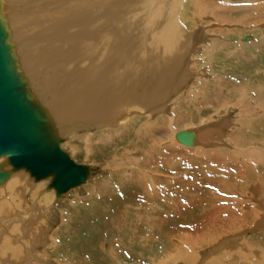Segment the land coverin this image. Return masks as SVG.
<instances>
[{
	"label": "bare ground",
	"instance_id": "6f19581e",
	"mask_svg": "<svg viewBox=\"0 0 264 264\" xmlns=\"http://www.w3.org/2000/svg\"><path fill=\"white\" fill-rule=\"evenodd\" d=\"M256 1L0 0L11 70L44 143L96 172L78 179L57 150L33 144L3 114L0 264H80L60 257L67 210L58 206L73 187L92 200L115 190L124 198L98 243L102 264H264L256 238L264 234V5ZM239 29L256 39L232 43ZM179 127L191 144H176ZM27 167L57 174L34 177ZM123 252L135 258L123 261Z\"/></svg>",
	"mask_w": 264,
	"mask_h": 264
},
{
	"label": "rangeland",
	"instance_id": "374dc122",
	"mask_svg": "<svg viewBox=\"0 0 264 264\" xmlns=\"http://www.w3.org/2000/svg\"><path fill=\"white\" fill-rule=\"evenodd\" d=\"M258 3V5H261L263 6L264 5V0H258L256 1ZM189 9H191V12H194L196 9L193 8V7H190L189 6ZM239 14V13H236V15ZM234 17V15H233ZM204 19H206L207 17L204 16L203 17ZM244 18V16H243ZM242 18V21L244 22L245 18H249L248 16L245 15V18L243 19ZM189 24V23H188ZM208 22L205 23V25H207ZM235 24V23H234ZM236 28V27H235ZM241 30H245L243 28H241ZM241 30L239 29L238 31L235 32L234 35H231L229 37L230 40H232V43L233 41H238L240 40V38H243V37H246L245 40H248L247 37H249L252 41H254L255 38V35L253 33H250V32H247L245 34H243L241 37H240V33H241ZM245 32V31H244ZM259 33L257 32L256 33V36L258 35ZM264 34V33H263ZM180 111V110H179ZM184 113H186L184 111ZM209 114L211 113H206L207 116H209ZM204 115V114H203ZM178 117V116H177ZM193 121H189L188 125L189 127L191 126H195L197 121H195L196 123H191ZM215 122V121H214ZM213 123V121H212ZM162 124V123H160ZM187 126V127H188ZM166 127V128H165ZM168 127V128H167ZM188 127V128H189ZM182 127H179L177 128V131H179V129H181ZM215 128H218V127H212L211 130L213 131H216ZM162 129H170L169 126L167 125H163L162 126ZM154 130L157 132V128L154 127ZM184 130V129H183ZM185 130H188L187 128ZM182 131V129L180 130ZM179 131V132H180ZM188 131H193L192 133L195 134V136L197 137V131L196 129H192V130H188ZM161 138V136H160ZM64 140H59L58 142H63ZM127 141V140H125ZM167 141H169V139L167 138ZM175 141H176V144L178 146H180L181 142H179L177 140V138L175 137ZM213 141V140H211ZM215 142H216V139H215ZM181 143V144H180ZM180 144V145H179ZM145 147V151L147 152V150L151 149L152 146L149 144V142L147 144H143L141 143L139 146H137V149L135 150L136 152L139 151L138 149L142 148V147ZM59 146V145H58ZM114 146V145H113ZM182 146H185V145H182ZM186 147V146H185ZM189 147V146H188ZM194 147V146H193ZM60 149L62 150V148L60 147ZM181 149V148H180ZM63 151V150H62ZM65 152V151H64ZM66 153V152H65ZM67 156H69L67 154ZM69 158L75 162V163H81V159H83V157H77L76 159L72 158L69 156ZM74 159V160H73ZM164 159V160H163ZM163 161V162H162ZM155 163V162H154ZM187 164H192L191 162L189 163V161H186ZM185 164V165H187ZM156 165L158 167H160V171L162 172L167 170V167H166V157H162L161 158V161H160V165H158V163L156 162ZM17 167H21V166H17ZM28 168V167H27ZM85 168H87L86 171L83 172V174L85 173H89V176L88 179L91 180V178H89L90 176H94V173L96 174V172L92 171L93 167H88L86 166ZM95 169L98 168L97 167H94ZM29 170H31L30 168H28ZM165 169V170H164ZM32 171V170H31ZM30 171V172H31ZM164 173V172H163ZM167 173V172H166ZM165 173V174H166ZM50 174H57V172H48L46 174H43L41 176H38V174L34 173L32 171V175H35L37 177H40V178H44ZM164 174V175H165ZM55 183V179H54V182L52 183V189L54 190H57L56 186L54 185ZM90 184V183H89ZM93 184V181L91 182V185ZM78 185V184H76ZM75 185V186H76ZM54 190V191H55ZM129 190V189H128ZM53 191V193H54ZM130 191V190H129ZM128 191V192H129ZM115 194L114 192H110L109 196L106 195V197H103L102 199H88V197L86 196V194L83 192V193H78L75 188L73 187L72 189L68 190V194H64L62 193V198L64 199L65 198V201L66 203L62 206H58L59 208L58 209H61V210H67V215L65 216V224L63 225L62 227V230L60 232V235H61V246H60V252H61V259L63 258V260H68L69 262H73L75 263L76 260H78V262L80 264H82V262L84 263L83 260H86L87 263H91V264H102L104 262V260H102L101 258V255L98 253V243L99 241L101 240L102 241H105L108 236L110 235L111 233V230H104L105 227H107V221L111 218V217H114L113 216V213H114V210L116 207H121L120 205V201L123 200L124 198L121 197V194L119 192H117L115 190ZM137 194V192H133L132 193V190L130 191V194H124L125 196H129V197H134L135 195ZM82 195V196H81ZM167 196H170L171 195V192H168L166 193ZM75 196V197H74ZM86 196V197H84ZM74 197V198H73ZM79 197V198H78ZM80 197L83 198V200L81 201ZM60 198V199H62ZM77 199L78 198V202H75L74 203V199ZM117 212V211H116ZM117 214H115V217H116ZM90 217V218H89ZM108 219V220H107ZM54 223L52 224L53 228H57L60 226L61 224V218H60V214L59 215H56L54 217ZM96 223L100 226L99 228L102 229V230H98L97 229H92V225ZM91 226H90V225ZM68 234V235H67ZM251 234V233H250ZM253 235V234H251ZM80 236V237H79ZM257 236V235H255ZM253 236V237H255ZM67 237V238H66ZM113 237V235H112ZM257 238V241L260 242V244H263L264 245V234H260V236L256 237ZM261 239V240H260ZM80 240V241H79ZM166 243V242H163V244ZM75 246V247H74ZM165 248H164V247ZM168 246V244H165V245H162L160 247L155 248V251H157V253H159L160 255L163 254V250L166 249V247ZM67 248V249H66ZM159 248H160V251H159ZM137 250H139V247L135 248ZM163 249V250H162ZM208 248H206L205 250H207ZM65 251H68L67 253H65ZM136 252V251H135ZM135 252H131V253H128V252H123V254H125L124 257V260L123 261H126L128 262L129 259H132L135 258V255L134 253ZM161 252V253H160ZM64 253V254H63ZM77 253V254H76ZM127 253V254H126ZM133 253V254H132ZM155 254L156 256L159 255V254ZM71 254V255H70ZM129 254V256H128ZM131 254V255H130ZM154 254V253H153ZM64 255V256H63ZM96 255V256H95ZM148 256V257H147ZM152 254L150 251H146V254L144 256L145 260H148L149 257H151ZM147 257V258H146ZM144 258L142 257H136V260H143ZM73 259V260H72ZM93 259V260H92ZM75 260V261H74ZM103 261V262H102ZM147 262V261H146ZM85 264V263H84ZM109 264V263H108Z\"/></svg>",
	"mask_w": 264,
	"mask_h": 264
},
{
	"label": "water",
	"instance_id": "95a60500",
	"mask_svg": "<svg viewBox=\"0 0 264 264\" xmlns=\"http://www.w3.org/2000/svg\"><path fill=\"white\" fill-rule=\"evenodd\" d=\"M3 34L0 25V121L2 120L1 116L3 114L6 112H12L11 114L18 118L20 126L23 128V132L26 133L33 144L37 142L39 144L41 143L42 147L46 150H57V153L60 156V163L69 171L75 169L76 174L79 175L77 178L82 179V166L76 165L58 145L54 144L50 147L48 143L47 145L44 143L45 138L44 131L41 129V118L36 109L27 101L22 92L20 82L11 70L8 49L2 40ZM176 137L178 141L183 144H191V135L189 132H178ZM69 184L70 183H66L63 187H68Z\"/></svg>",
	"mask_w": 264,
	"mask_h": 264
}]
</instances>
